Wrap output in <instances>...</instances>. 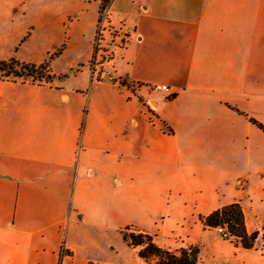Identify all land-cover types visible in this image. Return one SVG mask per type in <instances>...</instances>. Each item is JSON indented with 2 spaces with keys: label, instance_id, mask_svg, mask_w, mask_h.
Segmentation results:
<instances>
[{
  "label": "crops",
  "instance_id": "obj_1",
  "mask_svg": "<svg viewBox=\"0 0 264 264\" xmlns=\"http://www.w3.org/2000/svg\"><path fill=\"white\" fill-rule=\"evenodd\" d=\"M100 4L62 0L45 22L66 43L52 72L80 70L0 80V264H139L127 226L199 246L210 264H264V130L251 121L264 126V0H113L111 26L130 40L99 77ZM8 26L0 60L57 49L36 58L37 28ZM234 202L261 231L251 249L200 219Z\"/></svg>",
  "mask_w": 264,
  "mask_h": 264
},
{
  "label": "trees",
  "instance_id": "obj_2",
  "mask_svg": "<svg viewBox=\"0 0 264 264\" xmlns=\"http://www.w3.org/2000/svg\"><path fill=\"white\" fill-rule=\"evenodd\" d=\"M112 2L113 0H101L99 23L102 21L104 12L110 8ZM65 45L66 43L63 42L60 47L50 53L48 58L41 63L22 61L15 56L0 60V80L43 83L51 82L55 78L63 79L69 77L71 73L77 70L72 69L69 73L57 76L52 72L51 68V61L63 52ZM251 121L264 130V126L257 120L251 118ZM200 219L205 227L208 228L226 226L231 234V237L227 238H230L236 245H241L246 249L253 248L261 234V231L249 232L247 230L245 213L239 202L222 206L207 216H202ZM262 234L264 237V232ZM121 235L129 246L139 248V257L143 260L144 264H203L200 260V248L198 246L191 245L175 250L164 248L155 242L153 235L137 231L131 226L122 229ZM88 264L96 263L89 261Z\"/></svg>",
  "mask_w": 264,
  "mask_h": 264
},
{
  "label": "rangeland",
  "instance_id": "obj_3",
  "mask_svg": "<svg viewBox=\"0 0 264 264\" xmlns=\"http://www.w3.org/2000/svg\"><path fill=\"white\" fill-rule=\"evenodd\" d=\"M61 1L62 0H0V29L2 26L8 24V27L13 29L14 34L18 36L24 30L30 31L33 27H36L37 30L33 43H36L39 47L36 58H40L42 55L48 54L53 48L56 49L59 47L57 46L59 38L50 37L46 31L45 22L50 16L61 13ZM33 29L31 31H33ZM30 52H32L31 48H25L23 50L25 55ZM72 54H74V51L71 52V55ZM110 58H102L98 63L106 62ZM98 63L92 59L88 64L93 71H98L99 77L102 72L108 74V68L102 66L97 67L96 64ZM63 66L64 64L62 61L56 64L57 69H61ZM78 69H81L80 64L75 67V70ZM104 78H108V76L105 75L103 79ZM179 246L181 245H169L173 250L179 249ZM200 260L203 264H210L212 258L210 254L200 250ZM139 264H144L143 260H139Z\"/></svg>",
  "mask_w": 264,
  "mask_h": 264
},
{
  "label": "built area",
  "instance_id": "obj_4",
  "mask_svg": "<svg viewBox=\"0 0 264 264\" xmlns=\"http://www.w3.org/2000/svg\"><path fill=\"white\" fill-rule=\"evenodd\" d=\"M130 40L129 33L123 31L122 28H114L111 26L108 17V10L103 14L102 21L98 24L96 39H95V51L93 59L97 63L100 59L110 58L111 60L117 50L124 47ZM108 61V60H107ZM121 87L126 89L132 96L141 94L142 84L139 82L123 83ZM150 90H162L168 91L167 85H155L149 88ZM218 232L223 237H231L226 226L217 227Z\"/></svg>",
  "mask_w": 264,
  "mask_h": 264
}]
</instances>
